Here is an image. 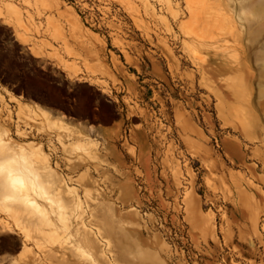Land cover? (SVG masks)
Returning a JSON list of instances; mask_svg holds the SVG:
<instances>
[{
  "label": "rangeland",
  "instance_id": "obj_1",
  "mask_svg": "<svg viewBox=\"0 0 264 264\" xmlns=\"http://www.w3.org/2000/svg\"><path fill=\"white\" fill-rule=\"evenodd\" d=\"M0 126L10 264H264V0H0Z\"/></svg>",
  "mask_w": 264,
  "mask_h": 264
},
{
  "label": "crops",
  "instance_id": "obj_2",
  "mask_svg": "<svg viewBox=\"0 0 264 264\" xmlns=\"http://www.w3.org/2000/svg\"><path fill=\"white\" fill-rule=\"evenodd\" d=\"M36 56H39V54H37ZM30 105L27 103H20L19 109H25V108H29ZM34 111L40 115H48L51 114L53 117H57V118H61L60 115H57L54 112H46L44 109L40 108V107H36L34 106ZM67 122V121H66ZM117 122L118 121H114L111 122L108 125H103L101 126L102 132L104 133H111L112 131H114L117 128ZM75 126H78V124H74ZM43 140H45V137H42ZM28 147V146H26ZM26 151L22 152L24 155H30V160L32 162V164L34 165V167L38 170V172L42 175L44 174H49V170L52 169V167H50L48 165V159L46 154L41 150L40 146H35V147H28L25 148ZM12 259H8V258H2L0 257V264H10Z\"/></svg>",
  "mask_w": 264,
  "mask_h": 264
},
{
  "label": "bare ground",
  "instance_id": "obj_3",
  "mask_svg": "<svg viewBox=\"0 0 264 264\" xmlns=\"http://www.w3.org/2000/svg\"><path fill=\"white\" fill-rule=\"evenodd\" d=\"M0 127H2V126H0ZM2 130H3V128H1L0 131H2ZM3 132H4V130H3ZM13 170L14 169H12V168H10L8 166H4V165L0 164V173L3 172V174H0V176L5 174L4 176H6L5 178H7V180L9 181V186L11 187L12 191L14 192L13 194H15L16 192L19 193V191H20L18 189L19 187L17 188V186L18 185L20 186V184L22 182V177H21L22 174H18V173L14 174V173H12ZM16 171H18V170H16ZM0 202L3 203V204L16 202L17 204H25L27 206L29 205L32 208H33L32 204H34V202L31 201V200H25V199L19 200V198L17 200H15L10 195H4ZM37 210H39V209H37Z\"/></svg>",
  "mask_w": 264,
  "mask_h": 264
},
{
  "label": "built area",
  "instance_id": "obj_4",
  "mask_svg": "<svg viewBox=\"0 0 264 264\" xmlns=\"http://www.w3.org/2000/svg\"><path fill=\"white\" fill-rule=\"evenodd\" d=\"M52 158H54V161H56V160H57L53 154H52Z\"/></svg>",
  "mask_w": 264,
  "mask_h": 264
}]
</instances>
